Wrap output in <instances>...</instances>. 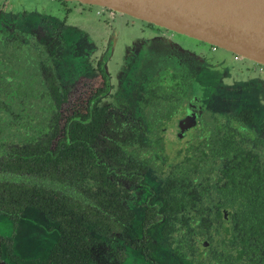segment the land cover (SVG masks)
Masks as SVG:
<instances>
[{"label":"flooded vegetation","instance_id":"flooded-vegetation-1","mask_svg":"<svg viewBox=\"0 0 264 264\" xmlns=\"http://www.w3.org/2000/svg\"><path fill=\"white\" fill-rule=\"evenodd\" d=\"M50 1L0 0V263L63 264L52 255L64 216L34 202L37 187L73 188L81 208L109 211L110 231L79 240L67 264H264V233L242 210L264 177V119L209 101L225 75L258 62L229 51L249 65L226 69L218 45ZM86 14L94 27L72 22ZM71 146L92 156L66 175Z\"/></svg>","mask_w":264,"mask_h":264},{"label":"water","instance_id":"water-1","mask_svg":"<svg viewBox=\"0 0 264 264\" xmlns=\"http://www.w3.org/2000/svg\"><path fill=\"white\" fill-rule=\"evenodd\" d=\"M80 1L126 12L264 65V0Z\"/></svg>","mask_w":264,"mask_h":264},{"label":"trees","instance_id":"trees-1","mask_svg":"<svg viewBox=\"0 0 264 264\" xmlns=\"http://www.w3.org/2000/svg\"><path fill=\"white\" fill-rule=\"evenodd\" d=\"M83 149V147H82ZM86 152L78 150L77 146H71L68 150L64 151L65 158L68 157L65 163L66 175L70 173V165L77 158L78 154L83 157L91 158V153L89 147L85 148ZM82 152V153H81ZM76 157V158H75ZM53 159V158H52ZM44 161V165L50 164V170L55 171L57 162L55 161ZM38 160V163L43 162ZM260 178V177H259ZM254 184L257 189L252 195H247L246 199L243 200V204H247L244 211H247V215L250 219L256 222V228L260 227L264 233V177L259 179ZM73 188L64 190L63 194H58L45 189L41 190L39 188L34 189V193H38V196H34V202L41 205L44 211H50L54 216L53 219L59 220V218L64 216V223H62L61 228L63 230V240L60 239L59 243L55 246L54 253L52 257L58 263L63 259V264H67L68 261L74 259L78 256L76 251V244L80 241H85V244H89L91 241V236L106 234L111 228L107 227L106 222L109 219L108 210L95 211L91 209H84L80 207V204L76 202L73 192ZM22 195V196H21ZM18 203H25V193L18 190ZM61 214L63 216H61ZM94 220H101L102 224L100 226L94 223ZM116 227V226H115ZM80 238V239H77ZM62 242V246L59 244ZM85 258H87V252L85 253ZM81 257H84V252Z\"/></svg>","mask_w":264,"mask_h":264},{"label":"rangeland","instance_id":"rangeland-1","mask_svg":"<svg viewBox=\"0 0 264 264\" xmlns=\"http://www.w3.org/2000/svg\"><path fill=\"white\" fill-rule=\"evenodd\" d=\"M36 4H51L52 1L50 0H32ZM26 3H29L27 1ZM56 8V7H55ZM30 11H33L30 10ZM54 11V10H53ZM56 11V10H55ZM57 15H60V12H56ZM94 14V13H93ZM96 16V15H95ZM93 17L92 16H84L83 18H80L78 16H73L72 17V22H90L93 25ZM82 26V25H81ZM81 28H87L90 29L89 26L86 27H81ZM80 29V28H79ZM208 51L210 50L209 46L206 48ZM214 59H217L219 61L224 62L225 68L228 69L230 68L229 64L234 62L233 64L236 65V68L238 69L237 66L244 67L246 65H249L246 61H241V62H235L233 60L232 54L224 48H219L218 51L214 52ZM252 63V65L257 66V70L255 72L248 73L246 71H235L231 72L228 75H225V83L227 88L230 87L238 92H233L227 89H224L221 93H216L213 97L209 99L210 103H221L222 105H225L227 108H234L232 110H239L242 109L243 107H248V106H253L255 107V112L257 117L260 119H264V84H261L259 82L261 76L262 79H264V66H262L260 63ZM259 72H262L259 74ZM259 74V75H257ZM243 87V90L242 88ZM219 94V95H217ZM212 99H214L212 101ZM38 234L35 232V235ZM54 235L52 244L56 238V234L52 233ZM21 244L20 241L18 240L17 247L20 248Z\"/></svg>","mask_w":264,"mask_h":264},{"label":"built area","instance_id":"built-area-1","mask_svg":"<svg viewBox=\"0 0 264 264\" xmlns=\"http://www.w3.org/2000/svg\"><path fill=\"white\" fill-rule=\"evenodd\" d=\"M236 55H239V54L236 53V54H235V57H236Z\"/></svg>","mask_w":264,"mask_h":264}]
</instances>
